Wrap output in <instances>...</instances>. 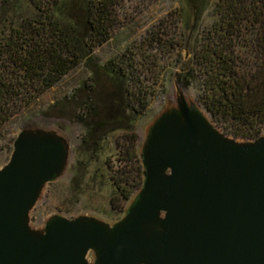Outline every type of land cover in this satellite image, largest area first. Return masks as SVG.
I'll return each instance as SVG.
<instances>
[{
    "label": "water",
    "instance_id": "water-1",
    "mask_svg": "<svg viewBox=\"0 0 264 264\" xmlns=\"http://www.w3.org/2000/svg\"><path fill=\"white\" fill-rule=\"evenodd\" d=\"M69 153L57 129L17 132L0 165V264H264V133H224L175 84L139 145L142 181L123 215L53 214L32 227Z\"/></svg>",
    "mask_w": 264,
    "mask_h": 264
},
{
    "label": "rangeland",
    "instance_id": "rangeland-1",
    "mask_svg": "<svg viewBox=\"0 0 264 264\" xmlns=\"http://www.w3.org/2000/svg\"><path fill=\"white\" fill-rule=\"evenodd\" d=\"M87 1L60 0V7L52 11L49 0H0V38L23 21H43L44 12L52 11L66 30L82 43L88 42ZM89 1L96 4L98 0ZM105 1L111 2L110 37L30 103L17 101L0 126V165L8 161L13 139L24 127L57 129L69 143L64 174L46 184L30 211L35 228L53 214L92 215L109 223L118 220L128 203L115 188L123 185L117 173L128 169L124 160L127 140H136L138 154L148 125L174 104L175 84L200 107L194 78L187 76L182 85L177 75L192 67L194 50L218 17V0ZM247 25L248 32L255 28ZM164 40L169 44L163 46ZM109 61L122 70L120 81L104 68ZM135 94L143 97L142 107L132 102ZM127 99L136 112L126 108ZM87 137L88 142H83Z\"/></svg>",
    "mask_w": 264,
    "mask_h": 264
},
{
    "label": "trees",
    "instance_id": "trees-1",
    "mask_svg": "<svg viewBox=\"0 0 264 264\" xmlns=\"http://www.w3.org/2000/svg\"><path fill=\"white\" fill-rule=\"evenodd\" d=\"M49 1L52 11L60 7V0ZM109 3L87 1L88 42L82 43L66 30L52 11L44 12L43 21H23L0 38V126L17 101L30 103L110 37ZM216 13L217 19L194 50L192 67L178 74L177 80L185 85L187 76L194 78L200 90L196 101L220 130L236 138L255 139L264 129V0H218ZM247 24L255 28L248 32ZM164 42L163 46L169 44ZM109 63L104 68L120 81L122 70ZM142 98L135 94L132 102L142 107ZM132 102L127 99L126 108L136 112ZM78 119L84 118L78 115ZM135 142L128 139L124 145L128 169L117 173L123 185L115 188L125 202L142 181Z\"/></svg>",
    "mask_w": 264,
    "mask_h": 264
}]
</instances>
